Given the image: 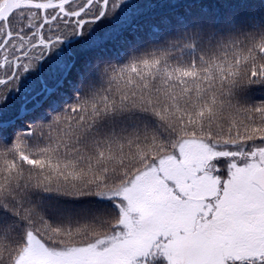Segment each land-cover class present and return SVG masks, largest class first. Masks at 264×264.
I'll return each instance as SVG.
<instances>
[{"label":"snow or ice","instance_id":"obj_1","mask_svg":"<svg viewBox=\"0 0 264 264\" xmlns=\"http://www.w3.org/2000/svg\"><path fill=\"white\" fill-rule=\"evenodd\" d=\"M0 264H264V0H0Z\"/></svg>","mask_w":264,"mask_h":264}]
</instances>
